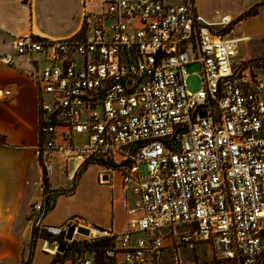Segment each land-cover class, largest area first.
I'll list each match as a JSON object with an SVG mask.
<instances>
[{
	"label": "built area",
	"instance_id": "1",
	"mask_svg": "<svg viewBox=\"0 0 264 264\" xmlns=\"http://www.w3.org/2000/svg\"><path fill=\"white\" fill-rule=\"evenodd\" d=\"M101 7L85 11L75 35L27 33L13 47L44 62L34 60L30 75L42 136L34 149L45 171L57 151L80 167L100 166L99 182L117 172L134 200L129 227L117 234L45 225L59 241L44 246L63 244L65 252L82 232L112 245L99 257L86 250L78 264H158L176 246H203L212 261L263 264L264 60L238 59L232 19L206 22L194 0H102ZM190 64L198 66L194 92ZM9 95L0 89V98Z\"/></svg>",
	"mask_w": 264,
	"mask_h": 264
},
{
	"label": "crops",
	"instance_id": "2",
	"mask_svg": "<svg viewBox=\"0 0 264 264\" xmlns=\"http://www.w3.org/2000/svg\"><path fill=\"white\" fill-rule=\"evenodd\" d=\"M179 1V0H176ZM196 11L206 22L229 16V36L240 39L237 58L264 60V0H194ZM102 0H0V89L10 95L0 98V264H78L65 253L47 251L42 237L33 244V227L62 226L68 222L121 233L128 229V209L133 205L130 191L122 188L117 172L99 182L103 169L66 159L52 152L45 165L35 152L39 140L36 85L30 71L34 60L16 54L17 36L30 33L37 38L60 39L80 30L85 11L100 13ZM256 7V12L244 15ZM60 141L59 139L57 140ZM103 175V174H102ZM107 175V174H104ZM50 200L49 208L46 201ZM41 203L43 211L32 209ZM170 242L169 238L164 243ZM203 246L190 251L176 246L160 254L158 264H202ZM205 250V249H204ZM170 253V256L167 255Z\"/></svg>",
	"mask_w": 264,
	"mask_h": 264
},
{
	"label": "rangeland",
	"instance_id": "3",
	"mask_svg": "<svg viewBox=\"0 0 264 264\" xmlns=\"http://www.w3.org/2000/svg\"><path fill=\"white\" fill-rule=\"evenodd\" d=\"M186 72L190 73V75L188 76L186 83H187V87L189 89V91L194 92L196 90H198L199 88V81L198 78L193 75V73H195L198 70V66L196 64H190L186 66ZM263 69H264V62H263ZM260 72H262L261 70H259ZM40 129V134H39V138H41V125L39 126ZM75 142H79L78 140H75ZM41 162V159H40ZM83 169V168H81ZM43 186V184H42ZM44 189V188H43ZM48 205L51 204L50 200L46 201ZM42 212V211H41ZM40 214V212H39ZM34 232L32 234V240L31 243L33 244V242H35L37 240L38 237H42V241L44 242L45 245V241H53V240H58V238L53 239L51 238L49 235H47L46 231L44 230V228L41 227H33ZM69 232V231H68ZM80 234H74L73 235V241L72 243L69 245V248H67V250L64 252L65 255L73 260L78 259V257L82 256L85 254V251H95V255L96 257H99L101 254V251L104 248H108L112 245L111 243V238L110 237H103V239H95L93 241H87V239L82 236L84 235V233L79 232ZM68 234V233H67ZM73 232L71 233L72 236ZM45 247V246H44ZM50 251V250H47ZM56 252V250H54ZM167 255L170 256V253H168ZM200 255H202V264H233L231 261H212L210 259V255L209 253H207L204 249L203 251L200 252ZM263 264H264V256H263Z\"/></svg>",
	"mask_w": 264,
	"mask_h": 264
},
{
	"label": "water",
	"instance_id": "4",
	"mask_svg": "<svg viewBox=\"0 0 264 264\" xmlns=\"http://www.w3.org/2000/svg\"><path fill=\"white\" fill-rule=\"evenodd\" d=\"M107 180H108L107 175H103L102 176V181H107ZM79 230L80 231H84V229H82V228H79ZM72 232H73V228H70L68 234L66 235L67 239L71 238V233ZM85 233H86V230H85ZM45 247L48 250H56V252H58V253H63L64 249H65L63 244H59V245H57L55 247V245L53 243H51V242H48Z\"/></svg>",
	"mask_w": 264,
	"mask_h": 264
},
{
	"label": "trees",
	"instance_id": "5",
	"mask_svg": "<svg viewBox=\"0 0 264 264\" xmlns=\"http://www.w3.org/2000/svg\"><path fill=\"white\" fill-rule=\"evenodd\" d=\"M255 12H256V7H253V8H251V9H249L247 12H245L244 15H251V14H254ZM0 143H1V144H4V143H5V141H4V139H3L2 137H0ZM84 167H85V165H82V166L80 167V170H81V168H84ZM46 183H47L46 172H45V169H43V182H42V184H43V188H44V190H45L46 187H47ZM46 208H49V205L47 204V202H46ZM33 232H34V229H32V234H33ZM47 235H48V234H47ZM28 263H29V262H28V260H27L25 264H28Z\"/></svg>",
	"mask_w": 264,
	"mask_h": 264
},
{
	"label": "bare ground",
	"instance_id": "6",
	"mask_svg": "<svg viewBox=\"0 0 264 264\" xmlns=\"http://www.w3.org/2000/svg\"><path fill=\"white\" fill-rule=\"evenodd\" d=\"M46 248V247H45ZM50 251H54V250H50Z\"/></svg>",
	"mask_w": 264,
	"mask_h": 264
}]
</instances>
